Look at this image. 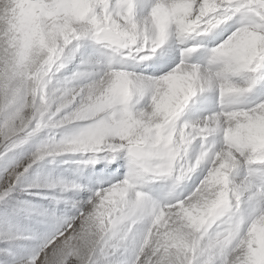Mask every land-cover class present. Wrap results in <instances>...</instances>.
<instances>
[{"label":"snow or ice","instance_id":"obj_1","mask_svg":"<svg viewBox=\"0 0 264 264\" xmlns=\"http://www.w3.org/2000/svg\"><path fill=\"white\" fill-rule=\"evenodd\" d=\"M0 264H264V0H0Z\"/></svg>","mask_w":264,"mask_h":264},{"label":"rangeland","instance_id":"obj_2","mask_svg":"<svg viewBox=\"0 0 264 264\" xmlns=\"http://www.w3.org/2000/svg\"><path fill=\"white\" fill-rule=\"evenodd\" d=\"M232 30H234V29H228V31L224 32L223 35H221L217 39H215L214 43H219L220 40L226 38L227 35H229ZM214 43H209L208 46L212 47V46H214ZM178 59H179L178 54L168 50L167 45L165 46V48L162 51L158 50L157 55L153 58V60L155 62L159 63L162 67H164V71H167L169 68L174 67L176 62H178ZM203 60H204V56L200 53H197L189 59V62H197V61H203ZM149 63H152V61H150ZM137 71H138V69H137ZM145 74H147V75H160L163 73L147 72ZM211 97H212V100L214 102L215 101V94H211ZM188 113H189V115H192L193 109L190 108L188 110ZM96 167H97V169H99L100 167H102V165H97ZM123 171H124V169L121 168L120 173L123 174ZM65 175H70V174L65 173ZM193 179H195V177Z\"/></svg>","mask_w":264,"mask_h":264},{"label":"bare ground","instance_id":"obj_3","mask_svg":"<svg viewBox=\"0 0 264 264\" xmlns=\"http://www.w3.org/2000/svg\"><path fill=\"white\" fill-rule=\"evenodd\" d=\"M162 51V50H161Z\"/></svg>","mask_w":264,"mask_h":264}]
</instances>
